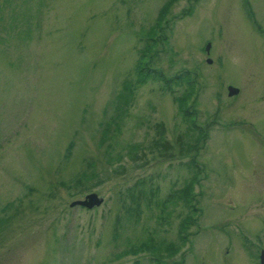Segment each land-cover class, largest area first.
Returning a JSON list of instances; mask_svg holds the SVG:
<instances>
[{
	"label": "rangeland",
	"instance_id": "374dc122",
	"mask_svg": "<svg viewBox=\"0 0 264 264\" xmlns=\"http://www.w3.org/2000/svg\"><path fill=\"white\" fill-rule=\"evenodd\" d=\"M261 250L264 0H0V264Z\"/></svg>",
	"mask_w": 264,
	"mask_h": 264
},
{
	"label": "trees",
	"instance_id": "16d2710c",
	"mask_svg": "<svg viewBox=\"0 0 264 264\" xmlns=\"http://www.w3.org/2000/svg\"><path fill=\"white\" fill-rule=\"evenodd\" d=\"M140 65H141V59H138V66H137V64H136V66H137V68L135 69L136 70V77H137V79H138V81H142V82H144L143 81V74H146L145 72H143V70H140ZM145 69V68H144ZM161 74V73H160ZM158 77H159V74H158ZM161 80H162V82L167 86V88H169V86L173 83V82H177L178 81V76L176 75V76H174L173 75V78L171 77L170 79H173V81H169L168 79H163V77H159ZM177 79V80H176ZM136 81V80H135ZM136 84H137V81L135 82ZM122 92H120L121 94H120V97H122V98H125V97H129L130 95H131V89H130V86H129V84H125L124 85V87H123V90H121ZM179 104H180V102H179ZM192 111V110H191ZM185 114V116H188V117H192V115H191V112L189 111V110H187V112H185L184 113ZM193 114V113H192ZM194 118V117H193ZM193 128L196 130V131H200V129H199V127L198 126H196V124L193 122ZM199 135H201V138H199L200 140L203 138L202 137V133L200 132V134Z\"/></svg>",
	"mask_w": 264,
	"mask_h": 264
},
{
	"label": "water",
	"instance_id": "95a60500",
	"mask_svg": "<svg viewBox=\"0 0 264 264\" xmlns=\"http://www.w3.org/2000/svg\"><path fill=\"white\" fill-rule=\"evenodd\" d=\"M206 52L209 50V46L206 45V48H205ZM207 62H209V60H207ZM232 88H228V96H234L237 94V90L236 89H233L231 90ZM102 201H100L99 199L95 198L94 195H87V196H84V198L81 200V201H73L72 204H70V207L72 206H80L81 208L85 207V208H92L94 205L95 206H98ZM258 257H259V262L258 264H264V251L261 250L258 254Z\"/></svg>",
	"mask_w": 264,
	"mask_h": 264
}]
</instances>
